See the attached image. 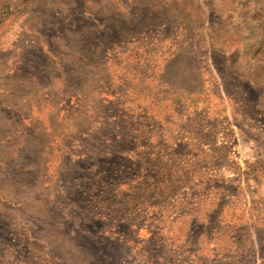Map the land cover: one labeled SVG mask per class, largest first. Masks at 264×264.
<instances>
[{
    "label": "rangeland",
    "instance_id": "1",
    "mask_svg": "<svg viewBox=\"0 0 264 264\" xmlns=\"http://www.w3.org/2000/svg\"><path fill=\"white\" fill-rule=\"evenodd\" d=\"M0 264H264V0H0Z\"/></svg>",
    "mask_w": 264,
    "mask_h": 264
}]
</instances>
